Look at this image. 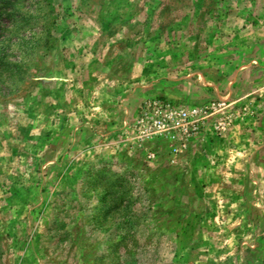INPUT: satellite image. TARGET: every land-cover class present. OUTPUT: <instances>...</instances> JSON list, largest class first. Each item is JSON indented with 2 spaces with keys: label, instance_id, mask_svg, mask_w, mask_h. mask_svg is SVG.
Here are the masks:
<instances>
[{
  "label": "rangeland",
  "instance_id": "1",
  "mask_svg": "<svg viewBox=\"0 0 264 264\" xmlns=\"http://www.w3.org/2000/svg\"><path fill=\"white\" fill-rule=\"evenodd\" d=\"M0 264H264V0H0Z\"/></svg>",
  "mask_w": 264,
  "mask_h": 264
}]
</instances>
